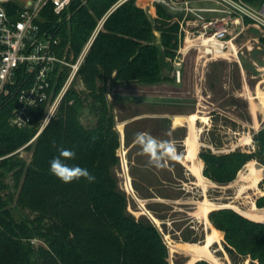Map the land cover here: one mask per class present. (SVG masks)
<instances>
[{
	"label": "trees",
	"instance_id": "trees-1",
	"mask_svg": "<svg viewBox=\"0 0 264 264\" xmlns=\"http://www.w3.org/2000/svg\"><path fill=\"white\" fill-rule=\"evenodd\" d=\"M87 1L89 5L82 4L83 0L74 1L71 20L58 28L62 45H69L75 57L82 52L99 19L118 0ZM8 6L13 15L20 8L12 1ZM45 15L48 18L45 26L49 27L56 17ZM155 30L160 32V41ZM261 41L264 43V36ZM179 42L180 22L161 4H157L154 19L137 0H126L110 12L80 69L91 90V109L98 116L97 125L85 128L80 121L83 99L70 91L39 134L31 162L33 168L28 170L18 198L22 202L23 197H31L33 202L28 203L51 223L40 231L30 219L17 220L6 207L11 197L4 199L0 195V264H166L167 249L159 237L156 249L148 247L152 244L151 234L157 233L156 227L127 213L125 195L110 170L117 162L115 148L119 139L112 128L113 117H108L105 86L97 88V79L104 84L110 78L152 84L168 79L160 73L161 46L166 53L175 55ZM66 75L60 77V86ZM11 113V105L0 110V175L19 164L18 150L35 136L42 115L38 114L33 126L18 127L10 123ZM253 142L255 150L251 152L202 150L205 175L224 184L235 179L251 159L264 166V125L254 133ZM61 149L75 152V157L64 163L87 169L95 177L94 182L80 178L76 189L74 183L67 187L52 173L47 174L49 161L58 157ZM103 169L106 174H100ZM61 185L62 189H57ZM259 185L264 190V178ZM3 187L0 182V188ZM256 203L264 207V194ZM208 216L216 228L225 232L223 244L235 264L247 259L264 264L263 221L253 220L230 207L213 209ZM35 236H42L49 249L36 253L31 245ZM194 264L211 263L201 259Z\"/></svg>",
	"mask_w": 264,
	"mask_h": 264
},
{
	"label": "rangeland",
	"instance_id": "rangeland-1",
	"mask_svg": "<svg viewBox=\"0 0 264 264\" xmlns=\"http://www.w3.org/2000/svg\"><path fill=\"white\" fill-rule=\"evenodd\" d=\"M86 2L85 5L90 4L87 0H83L82 4ZM144 2L137 0L147 15L154 19L157 5L146 6ZM122 3L118 0L99 19L97 24L99 30L96 36L110 12ZM195 5L213 6L215 4L200 1ZM73 13L74 10L71 9L69 12L71 16L66 23L71 20ZM173 17L176 20L182 19L181 16ZM183 24L185 26V23ZM92 35L93 33L90 38ZM96 36L88 48L87 55ZM263 36L264 32L261 30L255 27L247 28L237 38V46L234 47L239 51V58L230 55L231 52L234 53L231 47L230 50L223 49L224 52L229 50L226 54L208 53L206 48L209 46L203 45L200 40H190L188 43H194V45L189 52L183 53L180 49L182 37L175 55L166 53L161 46L160 73L168 79L153 84L139 81L118 82L111 78L104 84L97 79V88L105 86L108 117H113L112 128L119 139V144L115 148L117 162L110 167V170L114 172L118 188L125 195L127 213L137 220L145 219L156 227L157 233L151 234L152 244L150 246L148 244V247L152 251L156 249L157 237H159L167 249L166 264H185L189 259V256L184 253H172L169 240L202 243L207 233L211 231V225L205 221L204 217H199L196 213L199 211L200 201L208 199L221 205L231 202L243 206L250 204L249 199L245 197L246 192H239L240 183L236 180L241 171H247L249 162L254 161L257 167H264L256 159H251L229 183L221 184L214 181L215 184L204 189L183 162L187 152L185 143L189 135V125L188 123L174 125L169 117L177 114H198L196 125L200 128L201 141L199 156L202 150L207 149L215 153H229L236 149L254 151L253 135L264 125V107H262L264 99L261 96L264 92V43L261 41ZM66 52L69 58L74 56L73 52L70 53V48ZM76 58L74 56V60ZM177 69L181 71L180 79L175 74ZM65 73L68 75V67L63 70L62 76ZM114 75L115 73L112 77ZM70 91L78 93L83 99L84 108L80 115L82 124L88 129L96 127L98 116L91 109V90L80 71L74 77L63 99ZM73 101L74 98H71L69 102ZM49 122L40 132L37 131L29 143L18 150L16 158L19 164L0 175V182L4 185L0 188V195L4 199L11 197L6 207L11 210L17 220L26 218L35 222L40 231L49 226L51 220L41 217L39 210L28 203L33 202L31 197H23L22 202L18 198L28 175L27 172L33 168L31 162L39 134ZM120 124L123 125L122 128ZM141 132L149 133L158 142H162L158 145L163 154L160 166L149 163V156L144 154L140 144L137 143L136 136ZM247 137H251L252 140L247 142ZM50 162L51 160L47 174L51 173ZM204 167L205 163L203 165L205 175ZM99 172L107 173L104 169ZM128 178L133 191L128 188ZM72 183L77 189L78 186L75 184L79 183V179L67 183V187H72ZM57 189H62V185ZM263 194L264 190L261 188L253 195L254 200L256 201ZM223 241L224 236L220 242L213 243L212 251L225 264H235L226 251ZM31 245L36 248V253L49 249L48 243L42 236L32 238ZM242 264L254 263L247 259Z\"/></svg>",
	"mask_w": 264,
	"mask_h": 264
},
{
	"label": "built area",
	"instance_id": "built-area-1",
	"mask_svg": "<svg viewBox=\"0 0 264 264\" xmlns=\"http://www.w3.org/2000/svg\"><path fill=\"white\" fill-rule=\"evenodd\" d=\"M11 1L20 6L15 15L9 10ZM74 1L0 0V110L11 105L10 123L14 126H33L41 113L40 132L80 71L99 27L95 28L76 60L74 56L69 58L66 52L69 47L62 45L58 28L70 18ZM142 1L146 6L161 4L173 16L182 17L177 21L180 22V38L183 37L180 47L183 53L189 52L194 45L188 43L189 40L203 43L205 38L208 43L203 45L210 47L209 52L206 48L208 53H213L212 42L217 40L222 49L231 47L234 53L230 55L239 58V51L233 47L237 46V38L250 27L264 32V0H152V4L149 0ZM200 1L215 5H195ZM45 13L56 17L49 27L45 26L48 20ZM66 67L69 73L60 87V77ZM175 74L181 78L179 69Z\"/></svg>",
	"mask_w": 264,
	"mask_h": 264
},
{
	"label": "bare ground",
	"instance_id": "bare-ground-1",
	"mask_svg": "<svg viewBox=\"0 0 264 264\" xmlns=\"http://www.w3.org/2000/svg\"><path fill=\"white\" fill-rule=\"evenodd\" d=\"M202 42L203 44H206L208 43V40L203 38ZM212 44L215 47L214 49H212L213 52L223 53V54L227 53L223 51L222 44L220 41L214 40ZM207 51L208 52L210 51L209 47L207 48ZM261 96L264 99V92H262ZM198 117L199 116L196 113H192L188 115L177 114L174 116L173 122L174 125H183L185 123H188L189 135L186 138V143H185L187 144V152L184 156L183 162L187 165L190 172L196 176L197 183L202 185L204 189H207L208 186L215 184V182L205 177V175L203 174L204 162L202 158L199 156V150L201 146V141L199 136L200 128H198V126L196 125V120L198 119ZM120 127L122 128L123 125L120 124ZM251 140H252L251 137L246 138L247 142H250ZM263 175H264V167H257L254 161L248 163L247 171L240 172L236 181L237 183H240L239 192L240 193L246 192L245 197L250 201V204L248 205L243 206L232 202L221 205L208 199H204L200 201L199 211H196V213L198 214L199 217H204L205 221L211 225V231L207 233L205 241L199 243V242H177L174 240H169L170 251L172 253L175 252L184 253L187 256H189V259L185 264H194L199 259H207L211 261L213 264H225L224 262L219 260V258L214 254V252L211 249L213 243L221 241V239L224 236V232L216 228L211 223L208 214L214 208L221 207L224 205H229L236 208L238 211H240L241 213H243L244 215H246L251 219L264 221V208H259V206L257 205L256 201L253 198V195L261 190L259 183L263 178ZM127 185L130 190L132 191L134 190L129 178ZM155 220L159 221L157 218H155Z\"/></svg>",
	"mask_w": 264,
	"mask_h": 264
},
{
	"label": "clouds",
	"instance_id": "clouds-1",
	"mask_svg": "<svg viewBox=\"0 0 264 264\" xmlns=\"http://www.w3.org/2000/svg\"><path fill=\"white\" fill-rule=\"evenodd\" d=\"M2 79V77H0ZM49 118L51 116L49 115ZM46 122L49 119H45ZM136 141L140 144L144 154L149 156V163L160 166V161L163 158L158 145L159 143L154 137L149 133L141 132L136 136ZM75 157V152L68 149H61L59 156L54 158L50 162V171L53 175L59 178L64 183H71L73 180H78L80 178H85L89 182H94L95 177L89 173L87 169L81 168L79 166H69L64 163V160L71 159Z\"/></svg>",
	"mask_w": 264,
	"mask_h": 264
},
{
	"label": "water",
	"instance_id": "water-1",
	"mask_svg": "<svg viewBox=\"0 0 264 264\" xmlns=\"http://www.w3.org/2000/svg\"><path fill=\"white\" fill-rule=\"evenodd\" d=\"M149 3H151L152 4V0H149ZM155 33H156V35H157V38H158V40L160 41V38H161V36H160V32L159 31H157V30H155ZM170 118L171 119H173L174 118V116H170ZM223 207H230V208H234V207H232V206H229V205H224V206H221V207H218V208H223ZM259 208H264V207H259ZM215 209H217V208H215ZM213 210V209H212ZM235 210H237V209H235ZM238 211V210H237ZM240 212V211H239ZM241 213V212H240ZM243 214V213H242ZM244 215V214H243ZM246 216V215H245ZM254 220V219H253ZM264 222V221H263ZM224 232V231H223ZM224 234H225V232H224Z\"/></svg>",
	"mask_w": 264,
	"mask_h": 264
},
{
	"label": "crops",
	"instance_id": "crops-1",
	"mask_svg": "<svg viewBox=\"0 0 264 264\" xmlns=\"http://www.w3.org/2000/svg\"><path fill=\"white\" fill-rule=\"evenodd\" d=\"M169 119L171 120V118L169 117ZM173 120V119H172Z\"/></svg>",
	"mask_w": 264,
	"mask_h": 264
},
{
	"label": "flooded vegetation",
	"instance_id": "flooded-vegetation-1",
	"mask_svg": "<svg viewBox=\"0 0 264 264\" xmlns=\"http://www.w3.org/2000/svg\"><path fill=\"white\" fill-rule=\"evenodd\" d=\"M157 123H159V122H157Z\"/></svg>",
	"mask_w": 264,
	"mask_h": 264
}]
</instances>
